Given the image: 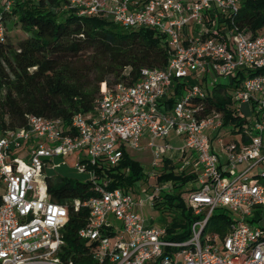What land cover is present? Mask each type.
Masks as SVG:
<instances>
[{
  "label": "built area",
  "instance_id": "obj_1",
  "mask_svg": "<svg viewBox=\"0 0 264 264\" xmlns=\"http://www.w3.org/2000/svg\"><path fill=\"white\" fill-rule=\"evenodd\" d=\"M15 2L0 0V41L2 13ZM240 6L241 0H62L63 9L81 16L102 14L125 27L152 28L165 35L172 54L164 68H142L131 84H105L93 110L72 116L70 131L60 119L39 115H29L25 127L0 129V264H74L61 249L68 206L51 200L46 185V170L60 166L54 158L74 152L77 172L96 181L97 195L72 202L75 210H89L77 232L88 245L76 254L84 264H264V227L253 224L264 209V29L253 37L237 29ZM239 73L245 77L232 98L246 122L237 138L216 139L222 159L212 139L222 116L202 113L193 100L218 77L231 81ZM178 80L198 83L168 106ZM143 138L153 176L172 153L183 156L181 169L195 161L188 203L198 217L186 238L168 237L135 210L129 191L110 188V178L86 170L88 164H117L124 150L140 149ZM18 150L26 161L14 155ZM161 188L146 203L152 206ZM214 210L230 215L224 234L207 227Z\"/></svg>",
  "mask_w": 264,
  "mask_h": 264
},
{
  "label": "trees",
  "instance_id": "obj_2",
  "mask_svg": "<svg viewBox=\"0 0 264 264\" xmlns=\"http://www.w3.org/2000/svg\"><path fill=\"white\" fill-rule=\"evenodd\" d=\"M1 17L5 26V39L0 41L2 131L25 127L29 115L58 118L64 131H70L72 116L93 110L105 84H131L142 68H164L172 54L165 35L152 28L125 27L102 14L81 16L63 9L62 0H16L11 12L2 13ZM234 26L251 37L264 29V0H241ZM15 27L25 37L12 41L8 31ZM244 77L239 73L226 85L215 82L206 86L205 96L193 100L201 103L202 113L218 111L223 125H229L234 134H239L246 122L235 112L236 102L232 98ZM189 87L186 81H175L168 106ZM242 140L248 142L246 136ZM182 158L163 157L155 174L157 182L170 180L173 184L171 188H161L152 199V208L169 216L164 228L172 239L186 238L190 223L198 217L187 194L194 189L197 172H187V167L181 169ZM86 170H96L97 179L110 178V188L126 191L134 190L144 178L140 163L126 150L117 164H88ZM80 174L86 178L46 173L51 200L68 206L61 249L63 257L71 258L74 264H84L76 254L88 249V245L77 232L87 222L89 210L84 206L75 210L72 202L97 195L96 181L89 179L87 172ZM230 221L228 212L214 210L207 227L224 234Z\"/></svg>",
  "mask_w": 264,
  "mask_h": 264
},
{
  "label": "rangeland",
  "instance_id": "obj_3",
  "mask_svg": "<svg viewBox=\"0 0 264 264\" xmlns=\"http://www.w3.org/2000/svg\"><path fill=\"white\" fill-rule=\"evenodd\" d=\"M8 35L12 39V41H17V40L25 37V34L22 33L17 27L8 31ZM216 82L226 85L230 82V77L229 76H220L217 78ZM196 83H198V82L193 81L190 84H196ZM237 136H238L237 134H234L231 132V127L229 125L221 126L213 134L212 139L214 140L213 141L214 150L221 156L222 159L224 156L220 152V149L216 143V139L219 137V138H222L223 140L227 141V140H230L233 138H237ZM170 140H171V142H173L172 139H170ZM145 145H146V140H141L140 144H139L140 149H138V150L129 149L130 156L140 163L142 170H143V173H144V178L138 182V184L135 186L134 190H131L129 192L131 193L133 199L136 202L135 210L140 212L142 217L148 219L153 225L159 226V227H164L169 216L165 215V214H160L157 210L153 209L152 206L146 202L148 201V195H150L152 193V190L154 188H157L158 186H160L162 188H167V187L171 188L173 184L170 180L157 182L155 176L152 175L153 168L151 165V159H152L151 151L149 148H144ZM22 154H23V152L21 150H18L14 153V155H16L19 158H21L22 160L26 161L25 160L26 158ZM80 154L83 155V153H80ZM76 155H77V152H74V153H72L66 157H55L54 161L56 163H60V166H57V167L52 168V169L48 168L46 170V173L48 175H50V174H65V175H69V176L76 177L79 179H85L86 175L78 173L76 168L74 167L75 163L77 162ZM62 161L64 163H61ZM181 164H182V162H181ZM185 166L187 167L189 165H185ZM180 167H181V165H180ZM188 169H195V168L192 165V166L187 168V172H188ZM194 186H196V184ZM187 194H189V193L187 192ZM140 201H143L145 203L143 205H139ZM255 214H256V217L259 218L260 214L258 212H256ZM253 224L255 226L264 227V209H262L261 218L259 220H254Z\"/></svg>",
  "mask_w": 264,
  "mask_h": 264
},
{
  "label": "crops",
  "instance_id": "obj_4",
  "mask_svg": "<svg viewBox=\"0 0 264 264\" xmlns=\"http://www.w3.org/2000/svg\"><path fill=\"white\" fill-rule=\"evenodd\" d=\"M172 140H173V142H171L174 146H176V147H178L179 145H180V140L179 139H177L176 137H172L171 138ZM141 140H146V138H143V139H141ZM147 141V140H146ZM144 148H148V147H146V145L144 146ZM135 150H138V149H135ZM128 153H129V150H128ZM179 158H182V156L181 155H178L176 152L175 153H172L171 154V158L170 159H174V160H176V159H179ZM181 161H183V158H182V160ZM189 162H188V165L189 166H187V168L188 167H190V166H194L195 165V161H194V159H189L188 160ZM192 168V167H191ZM188 170H194V169H188Z\"/></svg>",
  "mask_w": 264,
  "mask_h": 264
}]
</instances>
